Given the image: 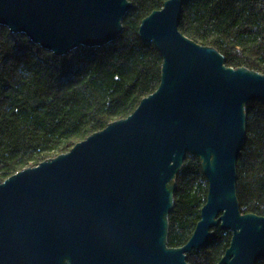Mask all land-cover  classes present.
<instances>
[{"label":"water","instance_id":"95a60500","mask_svg":"<svg viewBox=\"0 0 264 264\" xmlns=\"http://www.w3.org/2000/svg\"><path fill=\"white\" fill-rule=\"evenodd\" d=\"M183 0H166L138 35L162 55L161 80L126 118L69 151L0 181V264H189L220 227L218 264L264 259V216L243 213L237 162L247 105L264 101V73L226 64L183 34ZM130 0H0V26L54 55L119 39ZM199 158L207 196L189 240L168 244L176 179Z\"/></svg>","mask_w":264,"mask_h":264},{"label":"trees","instance_id":"16d2710c","mask_svg":"<svg viewBox=\"0 0 264 264\" xmlns=\"http://www.w3.org/2000/svg\"><path fill=\"white\" fill-rule=\"evenodd\" d=\"M118 40L54 55L25 34L0 26V181L126 118L161 80L162 55L144 43L139 25L166 0H130ZM180 31L213 46L235 68L264 73V0H183ZM247 136L237 162L243 213L264 216V101L247 105ZM208 182L199 158L188 154L176 180L169 215L170 246H183L200 219ZM189 264H218L232 233L217 227ZM264 264V259L257 262Z\"/></svg>","mask_w":264,"mask_h":264},{"label":"rangeland","instance_id":"374dc122","mask_svg":"<svg viewBox=\"0 0 264 264\" xmlns=\"http://www.w3.org/2000/svg\"><path fill=\"white\" fill-rule=\"evenodd\" d=\"M177 180V179H176ZM214 230V229H213ZM229 231V230H228ZM231 232V231H230Z\"/></svg>","mask_w":264,"mask_h":264}]
</instances>
